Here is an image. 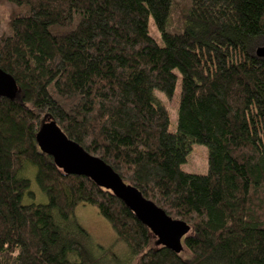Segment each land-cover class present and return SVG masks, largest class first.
<instances>
[{
	"label": "trees",
	"instance_id": "trees-1",
	"mask_svg": "<svg viewBox=\"0 0 264 264\" xmlns=\"http://www.w3.org/2000/svg\"><path fill=\"white\" fill-rule=\"evenodd\" d=\"M262 45L264 0H0V68L16 82L0 96V264H264ZM178 79L170 129L154 91L171 99ZM44 118L185 221L182 250L42 153ZM194 142L207 147L205 174L182 168ZM29 165L45 203L22 202ZM80 203L128 260L93 241L73 216Z\"/></svg>",
	"mask_w": 264,
	"mask_h": 264
},
{
	"label": "water",
	"instance_id": "water-1",
	"mask_svg": "<svg viewBox=\"0 0 264 264\" xmlns=\"http://www.w3.org/2000/svg\"><path fill=\"white\" fill-rule=\"evenodd\" d=\"M255 54L264 57V45L258 46ZM15 87L13 77L0 68V96L12 97ZM35 141L40 151L51 156L64 174L86 176L97 186L110 191L149 228L159 244L175 253L182 250V239L188 233L189 225L170 217L153 201L145 198L135 186L124 181L110 165L68 138L55 120L43 119L35 134Z\"/></svg>",
	"mask_w": 264,
	"mask_h": 264
},
{
	"label": "rangeland",
	"instance_id": "rangeland-1",
	"mask_svg": "<svg viewBox=\"0 0 264 264\" xmlns=\"http://www.w3.org/2000/svg\"><path fill=\"white\" fill-rule=\"evenodd\" d=\"M148 28L150 34L156 39V41L160 45H163L161 34L156 29L152 16L149 18ZM179 89L180 79H178L176 83L175 93L171 99H167V97L158 90L154 91V95L161 100L162 104L169 112L170 129H174L177 124ZM182 168L188 172L205 174L207 172V147L204 144L197 142L192 143L191 149L186 156V161L182 164ZM27 172L28 173H25V176L30 179V188L24 194L22 202L25 204L45 203L47 198L35 181V167L30 166V169ZM73 216L88 231L96 244L105 248L114 246L113 250L118 256H121L125 260L129 259L127 248L121 242H116L114 230L109 222L98 213L95 206L80 203L75 207ZM129 264H135V262L131 261Z\"/></svg>",
	"mask_w": 264,
	"mask_h": 264
}]
</instances>
